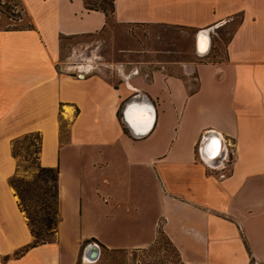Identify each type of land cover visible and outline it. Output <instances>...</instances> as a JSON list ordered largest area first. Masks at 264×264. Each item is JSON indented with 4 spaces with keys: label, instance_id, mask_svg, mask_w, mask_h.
<instances>
[{
    "label": "crops",
    "instance_id": "0c3cea01",
    "mask_svg": "<svg viewBox=\"0 0 264 264\" xmlns=\"http://www.w3.org/2000/svg\"><path fill=\"white\" fill-rule=\"evenodd\" d=\"M18 2L29 25L0 28V264H77L87 240L139 250L159 230L183 264H264V0H113L119 25L200 31L238 19L215 60L155 62L115 84L59 64V37L103 30L101 11ZM29 133L37 164L58 170V221L53 240L22 250L32 236L8 180L11 143ZM223 137L233 157L220 179L199 157Z\"/></svg>",
    "mask_w": 264,
    "mask_h": 264
},
{
    "label": "rangeland",
    "instance_id": "374dc122",
    "mask_svg": "<svg viewBox=\"0 0 264 264\" xmlns=\"http://www.w3.org/2000/svg\"><path fill=\"white\" fill-rule=\"evenodd\" d=\"M87 1L89 4L98 5L101 0ZM6 6L9 9H6ZM237 21V18H233L231 22L226 24L224 22L218 28L210 27L209 55L204 57L208 51L202 56L196 53L197 30L162 25H119L109 18L105 28L96 34L60 39L59 64L66 70L97 72L113 84L124 75H128L134 68L139 73L147 72L149 67H157L155 62L160 61L188 62V69H191L194 63L213 61L222 55L225 43ZM28 25L29 20L19 2L0 0V28H18ZM170 66L174 67L173 64ZM132 78L144 84L142 76ZM155 93L161 95V87L156 86ZM161 98H163L162 95ZM165 105L167 106L162 101L160 110L164 111ZM172 120L174 122L173 115ZM15 139L16 142L11 143V153L16 161V175L21 179V184L25 182L24 185H29L31 199L34 200L37 198L33 180L37 172L38 139L35 134H24ZM45 183L50 186L49 175ZM29 205H31V215L38 218L40 213L37 208L32 202H29ZM138 262L140 264H178L171 246L159 236L146 250L101 249L95 261L87 263L82 259L77 264H138Z\"/></svg>",
    "mask_w": 264,
    "mask_h": 264
},
{
    "label": "trees",
    "instance_id": "16d2710c",
    "mask_svg": "<svg viewBox=\"0 0 264 264\" xmlns=\"http://www.w3.org/2000/svg\"><path fill=\"white\" fill-rule=\"evenodd\" d=\"M18 2V0H13V2ZM113 0H101L100 4L96 5L94 3L89 4L87 0H82L83 6L85 10H99L101 11L107 21L111 16V13L113 11ZM6 9H9L8 6L5 7ZM8 27H6L7 29ZM15 28V27H14ZM64 38V36H60L59 40ZM205 57V56H204ZM207 57V56H206ZM123 132L127 134V130L122 126ZM29 134H35L38 143H37V153L39 148V135L37 133H29ZM16 142V139L12 141V144ZM13 156V155H12ZM14 157V156H13ZM37 159V154H36ZM37 161V160H36ZM37 172L34 177L33 182L35 183L36 188V199H31V188L29 185L21 184V179L18 178L16 175L17 173V166L15 169V173L13 176H10L9 178V184L14 190L15 195H17L18 198V206L23 211L27 226L29 229V232L32 236L31 241L23 247L22 250H26L28 247L35 246L37 244L49 242L53 240L56 224L58 221V214H57V174L58 170L57 168H44L40 167L38 164L36 165ZM47 175L50 176V186L46 185V178ZM29 202L33 203V206L37 208V211L40 213V216L38 218H34L31 215V210ZM157 236L165 240L173 249L178 264H183L179 261L178 254L175 250V248L171 245L170 241L167 239V237L159 230L157 232L155 240L147 247L141 248L139 250L134 251H143L148 249L156 240ZM140 262V261H139ZM138 262V264H140ZM137 263V262H136Z\"/></svg>",
    "mask_w": 264,
    "mask_h": 264
},
{
    "label": "built area",
    "instance_id": "2783aa9c",
    "mask_svg": "<svg viewBox=\"0 0 264 264\" xmlns=\"http://www.w3.org/2000/svg\"><path fill=\"white\" fill-rule=\"evenodd\" d=\"M77 71L78 70H76L75 72L77 73ZM80 71H82L80 73V76L88 72L85 70H80ZM129 74H137V70L133 69L129 72ZM209 132H211L212 134L208 136L207 133ZM204 136L206 139H208L212 136H216V134L212 131H207L205 132ZM232 157H233V143L228 138L223 137L220 138L219 147L213 152L212 155L200 156L199 160L205 166L208 172L222 179L228 176L229 174V167L232 162Z\"/></svg>",
    "mask_w": 264,
    "mask_h": 264
},
{
    "label": "bare ground",
    "instance_id": "6f19581e",
    "mask_svg": "<svg viewBox=\"0 0 264 264\" xmlns=\"http://www.w3.org/2000/svg\"><path fill=\"white\" fill-rule=\"evenodd\" d=\"M222 24H219L213 28H218L220 27ZM211 27V28H212ZM210 29H205V30H200L198 31L197 35H196V53L198 55H204L208 50H209V33L211 31ZM84 262H92L91 260H89L86 256H83Z\"/></svg>",
    "mask_w": 264,
    "mask_h": 264
},
{
    "label": "water",
    "instance_id": "95a60500",
    "mask_svg": "<svg viewBox=\"0 0 264 264\" xmlns=\"http://www.w3.org/2000/svg\"><path fill=\"white\" fill-rule=\"evenodd\" d=\"M210 134L212 133L211 132L207 133L208 136ZM99 253H100L99 245L94 241L87 240L82 246L80 256L81 258H83V256H86L89 260L95 261L98 258Z\"/></svg>",
    "mask_w": 264,
    "mask_h": 264
}]
</instances>
